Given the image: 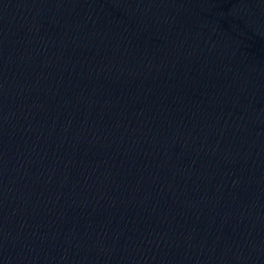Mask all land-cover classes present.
<instances>
[{
    "label": "water",
    "instance_id": "95a60500",
    "mask_svg": "<svg viewBox=\"0 0 264 264\" xmlns=\"http://www.w3.org/2000/svg\"><path fill=\"white\" fill-rule=\"evenodd\" d=\"M0 264H264V0H0Z\"/></svg>",
    "mask_w": 264,
    "mask_h": 264
}]
</instances>
